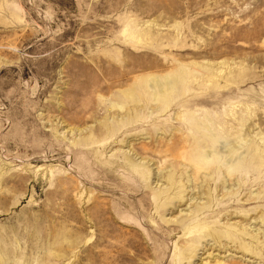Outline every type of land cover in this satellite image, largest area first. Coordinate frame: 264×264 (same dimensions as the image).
Masks as SVG:
<instances>
[{
  "label": "rangeland",
  "instance_id": "1",
  "mask_svg": "<svg viewBox=\"0 0 264 264\" xmlns=\"http://www.w3.org/2000/svg\"><path fill=\"white\" fill-rule=\"evenodd\" d=\"M0 264H264V0H0Z\"/></svg>",
  "mask_w": 264,
  "mask_h": 264
}]
</instances>
